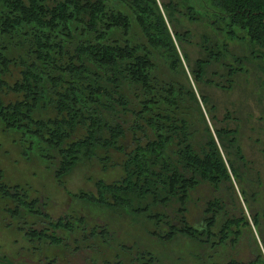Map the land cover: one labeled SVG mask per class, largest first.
Returning a JSON list of instances; mask_svg holds the SVG:
<instances>
[{
  "label": "trees",
  "instance_id": "16d2710c",
  "mask_svg": "<svg viewBox=\"0 0 264 264\" xmlns=\"http://www.w3.org/2000/svg\"><path fill=\"white\" fill-rule=\"evenodd\" d=\"M118 1L130 10L144 40L131 36L130 16L107 0H0V123L4 131L19 134L23 154L35 152L64 189L63 178L83 159L99 150L105 153L103 160L108 151L120 153L121 177L110 183L97 180L96 195L80 191L73 197L146 220L151 225L147 234L159 243L177 235L210 248L233 240L239 219L213 229L218 196L205 205L200 227L187 219L191 193L202 183L218 190L231 176L239 180L244 156L237 129L228 125L230 117L225 115L217 127L208 97L199 94L198 101L194 88L179 79L187 77L184 43L190 34L179 29L176 14L214 27L213 36L202 37L204 56L190 68L193 81L199 84L208 72V84L230 90L238 75L249 73L246 55L230 51L232 40L249 46L264 75V0ZM156 60L164 62L166 71L158 70ZM200 103L206 104L214 132L205 122L204 134H195L205 121ZM0 198L15 203L12 209L4 207L11 216L26 222L19 213L23 207L40 218V225L17 226L32 240L48 238L58 244L62 232L77 230L82 238H112L107 227L101 235L97 228L85 234L84 218L74 213L51 219L47 201L30 197L26 187L9 185L1 169ZM252 219L259 228L257 214ZM44 225L54 234L46 233ZM132 250L127 247L128 255ZM132 256L135 263L159 264L149 251Z\"/></svg>",
  "mask_w": 264,
  "mask_h": 264
},
{
  "label": "rangeland",
  "instance_id": "374dc122",
  "mask_svg": "<svg viewBox=\"0 0 264 264\" xmlns=\"http://www.w3.org/2000/svg\"><path fill=\"white\" fill-rule=\"evenodd\" d=\"M107 2L130 16L131 36L138 41L144 40L130 10L118 0H107ZM157 2L161 5V0ZM196 9L199 13L203 12L202 7L198 5ZM162 13L168 23L165 10H162ZM176 17L179 29L190 34L189 41L186 40L184 43L188 62L183 61V67L187 77L179 75V79L194 88L198 101H200L199 94H205L208 97L209 105L214 107L211 115L215 116L214 123L217 127L222 125L225 115L230 117L228 125L237 129L238 144L244 156L242 166L240 161L235 162L241 166L240 172L244 173L239 180L231 176V182L224 183L218 190L202 183L191 193L187 203V219L191 224L200 227L207 213L205 205L217 200L218 196L220 208L215 214L216 222L213 229L218 231L225 220L239 219L240 227H237V231H233L237 238L215 245L214 248L182 235H177L169 242L159 243L147 234L151 225L146 220L125 213L119 208L100 207L73 197L80 191H88L96 195L94 185L97 180L110 183L121 177L123 156L120 153L108 151V160H103L105 153L99 150L95 157L83 159L63 178L64 189L57 184L52 171L45 166L44 161L38 158L35 152L28 157L23 154L19 134L15 131H4L0 123V169L3 179L9 185L18 184L28 188L30 197L46 200L45 212L53 220L63 215L73 216V213L76 217L82 216L86 223L85 234L93 228L102 230L107 227L108 233H111L114 239L112 253H118L121 244L124 243L127 247L133 248L131 252L129 251L127 264H140L133 262L132 255L137 250L149 251L158 259L159 264L161 262L164 264H227L229 262L264 264V87L262 85L264 75L261 63L250 53L251 49L247 44L232 40L229 42L230 51L237 56L246 55L245 67L248 68L249 73L238 75L230 90L221 89L212 83L208 84L205 81L209 78L208 72L197 84L193 81L190 68L194 66L197 59L204 56L201 49L202 37L213 36L214 27L208 25L204 19L192 22L178 14ZM168 25L172 32L173 27L169 23ZM253 49L257 53L258 49L256 47ZM227 61L231 62L232 59L228 58ZM163 63L162 60H156L159 71H166ZM243 86H247L246 90ZM7 98H13V96L7 95ZM200 104L205 121L199 124V131L195 134H204L205 122L214 132L206 104ZM195 117H198V114ZM215 142L220 155L227 162V156L223 153L219 141L216 139ZM6 205L7 209H12L15 203L0 198V264H38L39 258L62 255L63 245L29 242L23 230L17 228L19 225H25L26 228L27 225H38L39 217L27 214V209L22 207L19 213L25 215L26 222H23L22 217H13L7 213L4 209ZM253 214H257V219L260 215L259 228L253 225ZM241 218L247 223L241 224ZM231 229L234 230L235 227ZM62 235L64 239L72 240L74 236L78 238L77 236L81 237L84 234L77 230L72 234L62 232Z\"/></svg>",
  "mask_w": 264,
  "mask_h": 264
},
{
  "label": "flooded vegetation",
  "instance_id": "af4514ba",
  "mask_svg": "<svg viewBox=\"0 0 264 264\" xmlns=\"http://www.w3.org/2000/svg\"><path fill=\"white\" fill-rule=\"evenodd\" d=\"M46 233L50 235L54 234V229L49 231V226L44 225L42 227ZM25 229H27L25 227ZM101 229H97V235L100 234ZM56 234H60V231L56 230ZM88 234L92 235L94 232L89 231ZM24 235L27 238V231H24ZM29 242L38 241L40 243H47L50 245H63V252L60 257L52 258H39L38 264H127V246L121 244L120 252L112 253V245L107 243H113L112 238L103 237H88V238H73L72 240H66L60 237L58 244L51 243L48 238L40 240H32L27 238ZM57 241V240H56Z\"/></svg>",
  "mask_w": 264,
  "mask_h": 264
}]
</instances>
